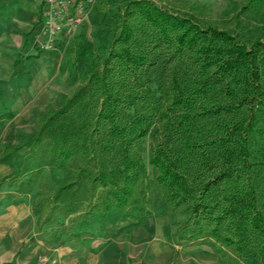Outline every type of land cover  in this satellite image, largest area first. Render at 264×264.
I'll list each match as a JSON object with an SVG mask.
<instances>
[{"label": "trees", "instance_id": "16d2710c", "mask_svg": "<svg viewBox=\"0 0 264 264\" xmlns=\"http://www.w3.org/2000/svg\"><path fill=\"white\" fill-rule=\"evenodd\" d=\"M172 1L123 2L107 52L78 51L81 83L4 148L0 163L26 150L0 185L19 204L45 167L63 170L52 193L41 175L30 208L38 230L57 225L76 243L94 238L80 224L95 213L143 224L155 189L168 210L184 206L179 238L221 264H264V0H230L216 18Z\"/></svg>", "mask_w": 264, "mask_h": 264}, {"label": "rangeland", "instance_id": "374dc122", "mask_svg": "<svg viewBox=\"0 0 264 264\" xmlns=\"http://www.w3.org/2000/svg\"><path fill=\"white\" fill-rule=\"evenodd\" d=\"M124 1L95 0L93 5L87 9L75 36H72L70 41L63 44L60 48L61 54L55 58V51H51L53 53L50 54L54 57L52 65L43 66L44 61L42 57L40 59H37L38 57L36 59L27 57L25 60L18 59L16 61L17 67L10 78V82H12L10 86L13 88L14 85L18 93L16 95L15 88H13L11 94L8 90L5 92V98H10L12 95L14 100L12 98L6 107L5 102L0 99V116L7 111H13L17 119H5L2 125H0V156L6 146L10 144L19 145L23 138H28L32 135L36 111L43 110L47 105H51L54 108L57 107L63 97L71 94L81 83V75L85 71L88 61L85 56L77 59L76 53L78 51H88L95 60H98L107 52L108 45L116 29L115 16L118 14ZM155 1L167 5L174 2L172 0ZM195 1L204 5L208 10V15L212 18H216L230 4V0ZM235 1L243 3L245 0ZM68 58L69 61L67 60ZM0 95L2 94L0 93ZM21 101L24 102L22 103ZM149 142L150 139L147 137L143 151V158L146 164L149 154ZM25 150L26 147H23L10 156L7 162L2 163L5 166L0 163V178L9 174L16 167ZM147 168L150 172V166H147ZM64 174L65 172L61 169L45 167L42 173L35 179L33 191L24 197L23 202L29 205L37 200L36 193L40 190L41 175L46 178L47 187L50 193H52L55 187L62 182ZM3 187H7V190L14 191L15 189L8 187L5 183L0 185V188ZM4 191L5 189H0V201L3 198ZM150 194L152 203L150 208L151 214L148 217L153 219L149 222L146 219L143 224L132 226L134 227L133 232L126 233L120 240L111 239L104 241V243L108 242L107 246H109L106 249L105 255H108L111 260L114 258L111 263L221 264L220 256L214 253L207 255L202 251V246L205 244H190L188 240L177 236V224L185 219L183 205L176 210H168L165 202L155 189H152ZM121 217L113 210L107 215V220L101 222L100 215L95 213V215L91 216L90 220L86 221L85 227L92 232L103 231L107 224H115L114 220ZM61 220L66 226L70 225L68 216H63ZM115 228V225H111L109 231L105 232L106 235L112 237L115 233ZM41 236L47 244L38 251L34 259L43 262V264H56L60 260L70 262L69 258H63L62 256L60 260L55 258L51 247L56 242L63 243L64 246H72L76 243L66 236L63 228L57 225H45L41 229ZM54 258L56 259V263L54 262ZM225 259L224 257L223 260ZM39 262L36 261L34 264H41ZM246 263L252 264L251 257L247 258Z\"/></svg>", "mask_w": 264, "mask_h": 264}, {"label": "crops", "instance_id": "0c3cea01", "mask_svg": "<svg viewBox=\"0 0 264 264\" xmlns=\"http://www.w3.org/2000/svg\"><path fill=\"white\" fill-rule=\"evenodd\" d=\"M42 21L43 0H0V93L2 94L0 99L5 102L6 107L13 98L11 95L7 99L4 94L7 90L11 94L15 88L14 85L13 88L10 86L12 83L10 78L16 70V61L18 59L25 60L27 57H32L31 59L42 57L43 66L52 65L54 57L50 54L53 53L51 51H55L54 56L57 58L61 54L62 45L71 39V37L61 34L53 49L41 50L40 44L45 38ZM15 92L17 95L16 88ZM15 115L13 112V117L10 120L17 119ZM1 165L3 164L1 163ZM0 189H5L0 201V264H34L36 261L39 262L34 259V256L47 242L42 238L41 230H38L37 218L31 212V204L27 205L25 202L13 204L7 198V193L13 190H7V187ZM152 219L148 217L147 222ZM131 221V218L117 219L115 224H107L106 229L98 232L90 231L85 227L86 222H82L81 229L94 233V239L77 242L72 246H64L63 243L57 242L51 243L55 258L60 260L62 256L70 259V262L60 260L59 263H56L54 258V262L56 264H113L111 262L114 258L111 260L108 255H105L109 246H107L108 242L104 243V241L120 240L126 233L133 232L134 227L128 226ZM111 225H115L117 229H114L115 233L112 237H108L105 232L109 231ZM202 247L205 254H213L208 246L203 245ZM39 263L43 264V262Z\"/></svg>", "mask_w": 264, "mask_h": 264}, {"label": "built area", "instance_id": "2783aa9c", "mask_svg": "<svg viewBox=\"0 0 264 264\" xmlns=\"http://www.w3.org/2000/svg\"><path fill=\"white\" fill-rule=\"evenodd\" d=\"M95 0H43L42 27L45 34L41 50L53 49L61 34L75 35L85 13Z\"/></svg>", "mask_w": 264, "mask_h": 264}]
</instances>
